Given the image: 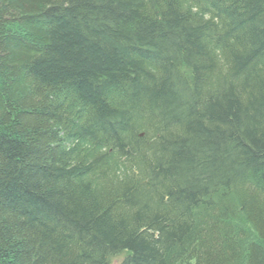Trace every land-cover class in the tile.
Here are the masks:
<instances>
[{"label":"trees","instance_id":"16d2710c","mask_svg":"<svg viewBox=\"0 0 264 264\" xmlns=\"http://www.w3.org/2000/svg\"><path fill=\"white\" fill-rule=\"evenodd\" d=\"M264 264V0H0V264Z\"/></svg>","mask_w":264,"mask_h":264},{"label":"rangeland","instance_id":"374dc122","mask_svg":"<svg viewBox=\"0 0 264 264\" xmlns=\"http://www.w3.org/2000/svg\"><path fill=\"white\" fill-rule=\"evenodd\" d=\"M120 256H118V257H115L113 260H112V263L113 264H117L118 263V261L120 260Z\"/></svg>","mask_w":264,"mask_h":264}]
</instances>
